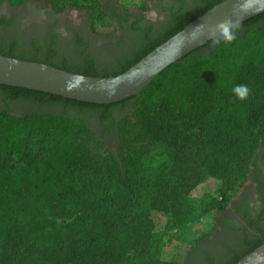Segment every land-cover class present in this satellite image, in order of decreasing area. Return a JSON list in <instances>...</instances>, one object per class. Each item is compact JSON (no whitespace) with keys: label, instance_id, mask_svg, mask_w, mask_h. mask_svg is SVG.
<instances>
[{"label":"trees","instance_id":"obj_1","mask_svg":"<svg viewBox=\"0 0 264 264\" xmlns=\"http://www.w3.org/2000/svg\"><path fill=\"white\" fill-rule=\"evenodd\" d=\"M223 1L179 0L169 27L158 34L136 21L133 30L143 45L109 69L86 53L74 64L58 59L55 41L21 47L15 36L6 42L7 34L0 36V55L84 76H117ZM6 2L14 8L45 2L55 13L80 10L94 30L104 18L113 24L101 0H0V5ZM240 84L249 88L244 100L232 92ZM0 92L63 107L59 113L40 107L21 117L0 110V264H199L193 256L198 248L184 260H164L152 247L155 230L162 219L173 225L188 220L194 192L208 182L217 183L216 189L197 201L206 212L222 215L255 161L264 163V13L241 23L231 42L194 50L139 96L118 103L92 104L1 84ZM118 107L131 113L115 124L114 152L83 114L112 117ZM156 144L170 150V159L159 165L149 155ZM246 223L252 232L242 229L246 237L237 240V249L230 245V260L209 256L204 264H236L263 245L264 210Z\"/></svg>","mask_w":264,"mask_h":264},{"label":"flooded vegetation","instance_id":"obj_2","mask_svg":"<svg viewBox=\"0 0 264 264\" xmlns=\"http://www.w3.org/2000/svg\"><path fill=\"white\" fill-rule=\"evenodd\" d=\"M187 1L190 2V0H185ZM101 2L103 9L113 20L111 31L99 33L97 29L94 30L86 13H83L79 21L72 20V15L68 13L74 9L55 13L52 7L46 5L45 2H40L42 3L40 6H35V2H29L17 8L6 2L0 5L2 24L0 25V36L7 34L6 42L11 41L15 36L21 47L36 44L48 47L55 41L56 49L59 50L58 59L67 58L70 64H74L86 59V54H88L99 62L98 66L101 69H109L108 66L119 64L126 58V55L132 54L143 45L139 38L140 33L133 30V24L138 20L142 21L141 24L144 26L149 23L145 12L142 11L143 13L136 15L138 13H132L122 7L119 0H101ZM179 4V0H156L154 6L165 16L166 27H169L172 21V9L177 8ZM43 5L45 9L42 10ZM4 20L11 22V25H5ZM154 31L158 34L164 30L154 27ZM133 40L138 43L134 45ZM40 107L46 112L59 113L63 110L62 106H42L23 98L10 99L0 92V110L2 111H8L21 117L30 111L40 110ZM69 112L75 113V110L69 109ZM83 116L97 135L103 136L100 140L107 146L118 144L119 131L115 124L126 116L124 109L119 107L112 109V117L106 116L103 112L91 111H87ZM260 188L261 191H259ZM260 192H263V196ZM263 210L264 163L257 160L252 166L251 174L244 187L236 194L228 209L219 215L208 236L200 241L207 242L208 246H204L205 248L200 246L195 257L198 261L207 256H212L216 262L230 260V243L237 249L239 246H236L237 242L246 237L243 230L247 229L249 233L252 232L248 229L246 218L256 219Z\"/></svg>","mask_w":264,"mask_h":264},{"label":"water","instance_id":"obj_3","mask_svg":"<svg viewBox=\"0 0 264 264\" xmlns=\"http://www.w3.org/2000/svg\"><path fill=\"white\" fill-rule=\"evenodd\" d=\"M262 13L264 0H225L117 76H84L51 65L0 55V84L92 104L118 103L139 96L169 66L208 44L209 33L220 25L237 16H242L240 23H243ZM197 25L204 26L203 35L192 40L188 34ZM236 264H264V244Z\"/></svg>","mask_w":264,"mask_h":264},{"label":"rangeland","instance_id":"obj_4","mask_svg":"<svg viewBox=\"0 0 264 264\" xmlns=\"http://www.w3.org/2000/svg\"><path fill=\"white\" fill-rule=\"evenodd\" d=\"M145 2L149 7L148 10L141 9L142 2L140 0H119V4L122 7L130 10L132 13H138L136 15L145 12L149 25L164 30L167 26V22L162 12L156 10V7L154 6L156 0H145ZM40 4L42 5L40 2L34 3L35 6H40ZM43 8L45 9L44 5L41 7V9L43 10ZM68 14L72 15V20L79 21L83 15V12L81 13L80 10L74 9ZM96 29L99 33L111 31L113 29V24H111L107 18H104L98 22ZM132 43L136 45L138 42L133 40ZM124 111L127 115H130L131 113L130 108H125ZM107 147L112 151L117 152L118 144H113V146H111L112 148L110 146ZM149 155L153 159L154 163L159 165L167 162L170 159V150L162 144H156L150 146ZM216 187L217 183L208 182L204 186L200 187V189H198L196 192H194L193 198L195 201H192L193 212L190 214V218L183 224L173 225L172 222L166 223L165 219H162V221L158 224L155 230V237L153 241L154 244L152 247L164 260L170 261L174 258L184 260L189 256V252H191L192 249L194 250L200 246H208L206 245L207 242L200 241L201 239L208 236L210 230L217 222L219 215L216 211L206 212V205L197 200L198 197L203 193L214 191ZM261 190L262 189L260 188L259 191ZM260 193L263 196V192ZM230 245L233 244L230 243ZM1 247L2 246L0 244V252L2 250ZM195 254L193 256H195ZM188 261H190V258H188ZM198 263L204 264L205 258L200 259Z\"/></svg>","mask_w":264,"mask_h":264},{"label":"clouds","instance_id":"obj_5","mask_svg":"<svg viewBox=\"0 0 264 264\" xmlns=\"http://www.w3.org/2000/svg\"><path fill=\"white\" fill-rule=\"evenodd\" d=\"M241 19L242 16H237L236 19L230 20L224 25H220L213 32L209 33L210 45L212 47H220L235 39L237 32L241 27ZM203 27V25H197L192 29V31L188 34L192 40L198 39L201 35H203ZM178 51L179 49L177 50V52ZM115 79L120 82L119 77H116ZM232 92L237 98H239L240 100H244L249 94V88L247 85L240 84L234 86Z\"/></svg>","mask_w":264,"mask_h":264}]
</instances>
